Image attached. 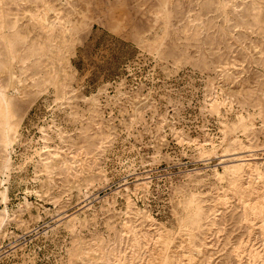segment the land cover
Listing matches in <instances>:
<instances>
[{
    "label": "rangeland",
    "instance_id": "1",
    "mask_svg": "<svg viewBox=\"0 0 264 264\" xmlns=\"http://www.w3.org/2000/svg\"><path fill=\"white\" fill-rule=\"evenodd\" d=\"M263 211L264 0H0V264H264Z\"/></svg>",
    "mask_w": 264,
    "mask_h": 264
},
{
    "label": "bare ground",
    "instance_id": "2",
    "mask_svg": "<svg viewBox=\"0 0 264 264\" xmlns=\"http://www.w3.org/2000/svg\"><path fill=\"white\" fill-rule=\"evenodd\" d=\"M237 158V157H236ZM246 161L244 157L240 158L239 160H237L236 165L230 166L237 174L239 171H241L242 169H244V166L246 165ZM249 162V161H248ZM232 171V170H231ZM243 191V190H242ZM262 210V209H261ZM264 212V211H263ZM262 213V212H261ZM264 216V214H263Z\"/></svg>",
    "mask_w": 264,
    "mask_h": 264
}]
</instances>
